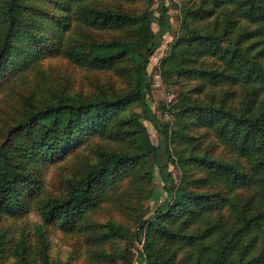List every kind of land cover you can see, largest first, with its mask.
Listing matches in <instances>:
<instances>
[{
	"label": "rangeland",
	"instance_id": "rangeland-1",
	"mask_svg": "<svg viewBox=\"0 0 264 264\" xmlns=\"http://www.w3.org/2000/svg\"><path fill=\"white\" fill-rule=\"evenodd\" d=\"M158 1L24 0L36 10L33 15L26 11V17L37 20L39 30L53 34L55 40L51 41L50 55L18 69L0 88V140L24 124L32 112L61 105L86 106L101 100L109 105L122 101L123 104L112 113L107 124L86 125L89 134L81 129L84 139L75 149L54 161L32 165L30 179L35 184L27 187L30 195L19 198L23 202L20 211L0 210V264H207L209 258L208 264H213L240 226L238 205L251 197L248 202L261 200L264 187L251 171L255 156L237 151L217 132V127L200 115L201 108L213 107L223 113L244 111L253 116L254 110L249 111L245 105L251 87L241 82L229 84L221 80L216 84L207 80L202 72L224 73L226 65L218 58L195 57L192 53L187 57L181 54L170 57L184 39L204 38L208 30L221 33L226 20L222 7L214 8L208 16L202 11V0H165L171 27L148 66V101L169 137L167 152L163 148L161 154L176 188L217 196L224 203L205 218L191 223L189 232L203 231L212 225L209 228L213 231L200 245L169 242L165 238L168 224L163 217L146 223L137 239L134 238L140 221L146 220L167 196L153 166V151L146 143L147 132L153 143L162 134L142 121L137 97L138 65L132 52L125 56L122 52L134 45L141 30L157 31L147 14ZM78 7L101 17L95 21L78 20L75 16ZM226 7L227 11L234 10L232 4ZM190 9L202 15H192ZM56 15L64 17L63 25L49 21ZM104 16L119 20L105 22ZM230 18L233 21L229 25L230 38L255 29L238 7ZM261 38L249 39L244 46H250V56L258 57L264 64V38ZM78 43H85L78 48L85 51L91 44L94 50V46L108 47L107 51L117 61L96 67L75 60L66 50ZM263 98L261 93L260 99ZM113 129L116 135L111 137ZM108 156H114L121 167L123 159L132 162L135 157L143 158L123 168L103 191L101 199L87 205L72 227H63L60 220L45 221L39 205L66 200L89 169ZM208 162H220L249 174L252 183L247 187L234 186L225 175L210 170ZM254 203L244 207L247 215L255 211ZM235 242L236 251L221 264H237L239 249L248 244L253 249L251 254L257 253L264 243V224L241 234ZM143 256L149 259L146 261Z\"/></svg>",
	"mask_w": 264,
	"mask_h": 264
},
{
	"label": "trees",
	"instance_id": "trees-1",
	"mask_svg": "<svg viewBox=\"0 0 264 264\" xmlns=\"http://www.w3.org/2000/svg\"><path fill=\"white\" fill-rule=\"evenodd\" d=\"M228 4L234 5L233 11H227ZM61 6L64 7L63 4ZM201 7L202 11H205L204 14L208 16L214 12V8L222 7L223 16L226 18L222 32L208 30L204 38H197L195 41L184 39L177 45L176 51L170 57L173 59L180 54L187 57L192 53L195 57L203 55L218 58L226 65L224 73L202 72L207 80L216 84L221 80L229 84L241 82L251 87L248 102L245 105L249 111L254 110L253 116H247L244 111L239 114L223 113L213 107L201 108L200 115L206 117L210 124L217 127V132L226 137L237 151L251 153L255 156L251 162V171L254 176H258L264 187V98L260 99V94L264 93V64L258 57L250 56V46H244V42L249 39L264 38V0H202ZM237 7L242 16L255 29L243 31L235 38H230L229 25L233 22L230 17L237 11ZM26 11L33 15L36 10L33 6L26 4L24 0H0V88L5 82L11 80L18 69L50 55V44L55 40L54 35L43 34L37 26L39 22L26 17ZM152 13L156 16L151 17ZM200 13V11L190 9L192 15H202ZM75 16L78 20L91 18L93 21L101 17L100 14L86 12L80 7L76 10ZM202 17L204 16L200 18ZM103 18L105 22L111 20L117 23L119 20V18L113 19L111 16ZM147 18L150 24L157 26V31L141 30L137 34L134 45L130 48L126 47L122 56H125L129 51L132 52L135 63L138 65L140 89L137 97L141 107L142 121L149 123L154 131L162 134L161 139L153 143L146 131V143L153 151V166L157 168L163 184V191L167 197L146 220L140 221L134 238L137 239L146 223L163 217L168 224V228L165 229V238L169 242L200 245L213 231L212 227L209 228L212 225L203 231L197 229L189 232L191 223L202 217L205 218L209 212L217 209L224 202H220L221 199H216L217 196L200 195L176 188L172 174L164 163L161 149L165 148V152H167L169 137L167 129L161 126L148 101L150 94L148 66L171 27L165 0H159L152 12L147 14ZM49 21L63 25L64 17L56 15ZM194 33L198 34L199 31H194ZM221 44H225L227 47H222ZM80 46H85V43L75 44L66 52L75 60L96 67L110 66L117 61V58L111 56L107 51L108 47L94 46V50L91 44L85 51L78 50ZM55 53L57 51L53 54ZM122 104L123 101L109 105L105 100H101L86 106L51 107L40 112L30 113L29 119L24 124H20L12 132L9 131L0 140V210L19 212L20 205L23 203L19 202V198L30 195L27 187L35 184V180L30 179V173L34 171L31 168L32 165H35L36 162L54 161L75 149L84 139L81 129L88 132L90 129L86 128V125L102 126L107 124L112 118V113L115 114L114 111L117 109L119 111ZM82 113H85L83 117ZM115 131L113 129L110 132L111 137L116 135ZM141 157L143 158V156L135 157L134 160H139ZM132 162L123 159L121 162L123 167H121L114 156H108L93 166L82 180L75 187L73 186L66 200L39 205V210L45 221L51 223L60 220L63 227H72L81 219L85 207L96 204L113 179L121 173L123 168L132 166ZM208 165V168L213 172L225 175L234 186L247 187L252 183V176L244 174L240 170L222 165L220 162H208ZM260 197L261 200L258 202H248L253 199L251 197L244 204L238 205L241 208L240 226L233 231L227 241V246L219 251L218 259L213 264H221L222 261L225 263V259H228L236 251L234 245L239 236L264 224V192ZM248 203L255 204V211L247 215L243 209ZM252 251L250 244L239 249L236 263L264 264V243L257 253L251 254ZM143 258H146V261L149 259L148 256H143ZM209 262H211L210 258Z\"/></svg>",
	"mask_w": 264,
	"mask_h": 264
}]
</instances>
